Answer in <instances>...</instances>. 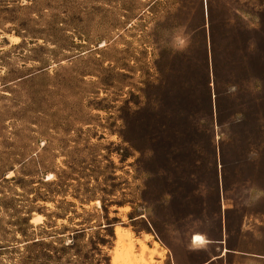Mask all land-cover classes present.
<instances>
[{
	"label": "rangeland",
	"instance_id": "1",
	"mask_svg": "<svg viewBox=\"0 0 264 264\" xmlns=\"http://www.w3.org/2000/svg\"><path fill=\"white\" fill-rule=\"evenodd\" d=\"M222 227L264 254V0H0V264Z\"/></svg>",
	"mask_w": 264,
	"mask_h": 264
},
{
	"label": "crops",
	"instance_id": "2",
	"mask_svg": "<svg viewBox=\"0 0 264 264\" xmlns=\"http://www.w3.org/2000/svg\"><path fill=\"white\" fill-rule=\"evenodd\" d=\"M242 232L237 241L232 240V234L225 227H222L214 238H210L206 233L199 234L204 238L203 242L195 241L196 234H193L186 252L173 254L172 264L262 263L264 254L251 250L249 245L243 243Z\"/></svg>",
	"mask_w": 264,
	"mask_h": 264
},
{
	"label": "bare ground",
	"instance_id": "3",
	"mask_svg": "<svg viewBox=\"0 0 264 264\" xmlns=\"http://www.w3.org/2000/svg\"><path fill=\"white\" fill-rule=\"evenodd\" d=\"M127 235H128L129 238H131V234H130V233H127ZM197 239H198V242H199V241H200V242H201V241H202V242L204 241V238H201V237H197ZM157 246H158V243H156V247H157ZM123 247L128 251V254H132L131 252H132L133 249H134V248H133V245H132V242H131V243H128V244L125 243ZM152 251H153V250H152ZM131 258H132V257L128 255L127 258H126V259H127V262L130 261ZM115 261H118V258H116ZM142 262H143V260H142ZM135 263L140 264L139 262H134L133 264H135ZM131 264H132V263H131Z\"/></svg>",
	"mask_w": 264,
	"mask_h": 264
},
{
	"label": "clouds",
	"instance_id": "4",
	"mask_svg": "<svg viewBox=\"0 0 264 264\" xmlns=\"http://www.w3.org/2000/svg\"><path fill=\"white\" fill-rule=\"evenodd\" d=\"M177 43H178L180 46H183L184 43H185V41H184L183 38H181V37H177Z\"/></svg>",
	"mask_w": 264,
	"mask_h": 264
}]
</instances>
